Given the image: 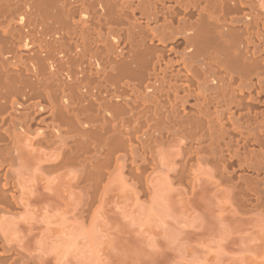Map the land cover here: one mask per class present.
Masks as SVG:
<instances>
[{"label": "bare ground", "instance_id": "obj_1", "mask_svg": "<svg viewBox=\"0 0 264 264\" xmlns=\"http://www.w3.org/2000/svg\"><path fill=\"white\" fill-rule=\"evenodd\" d=\"M26 146L84 197L92 179L146 197L167 159L175 185L197 166L264 212V0H0V264L48 262L3 236L34 200Z\"/></svg>", "mask_w": 264, "mask_h": 264}, {"label": "rangeland", "instance_id": "obj_2", "mask_svg": "<svg viewBox=\"0 0 264 264\" xmlns=\"http://www.w3.org/2000/svg\"><path fill=\"white\" fill-rule=\"evenodd\" d=\"M31 149L17 183L20 197L34 200L20 218L6 216L3 236L47 264H264V212L239 213L200 166L192 171L194 194L169 180L172 164L163 159L168 168L154 172L146 197L117 179H92L84 197L75 170L42 171L36 165L52 157L41 149L30 157Z\"/></svg>", "mask_w": 264, "mask_h": 264}]
</instances>
